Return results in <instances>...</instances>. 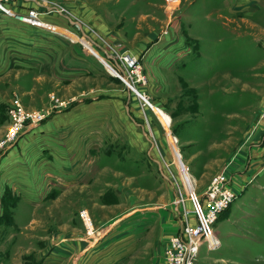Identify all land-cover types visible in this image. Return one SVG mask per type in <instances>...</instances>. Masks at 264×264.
I'll return each mask as SVG.
<instances>
[{
  "label": "rangeland",
  "instance_id": "rangeland-1",
  "mask_svg": "<svg viewBox=\"0 0 264 264\" xmlns=\"http://www.w3.org/2000/svg\"><path fill=\"white\" fill-rule=\"evenodd\" d=\"M11 4L20 13L35 8L60 28L0 13V166L36 129L39 170L56 172L57 201L42 211L79 220L87 234L79 215L87 209L96 236H121L119 251L138 241L129 263L154 264L151 241L162 246L163 257L182 229V213L192 208L189 188L202 194L225 173L235 197L213 226L218 240L202 244L197 264H264V0ZM50 34L102 59L135 54L147 78L141 90L148 104L101 60L102 77L55 81ZM16 100L43 118L10 140ZM65 113L72 121L63 120ZM21 150L13 162L31 160ZM74 171L81 177H70ZM8 182L0 176V242L15 228L19 196Z\"/></svg>",
  "mask_w": 264,
  "mask_h": 264
},
{
  "label": "crops",
  "instance_id": "crops-1",
  "mask_svg": "<svg viewBox=\"0 0 264 264\" xmlns=\"http://www.w3.org/2000/svg\"><path fill=\"white\" fill-rule=\"evenodd\" d=\"M44 23L60 31L57 24L47 21ZM49 36L47 44L49 50L54 51V62L50 65L55 69L53 71L55 81L68 80L69 84H73L78 77L82 79L83 76L94 77V79L102 77L103 66L102 61L99 60L103 59L100 55L96 53L94 57L91 51L70 41L71 38L68 40L56 34ZM34 52H36L35 49ZM77 60L80 61L73 68V62ZM62 118L68 121L73 119L68 113H65ZM35 133L36 129H32L24 134L17 146L12 148L1 161L0 176L9 180L8 188L11 187L13 193L19 197L12 208L14 231H10L12 234L3 237L0 242V264H132L129 263V259L133 256L134 244L138 241L129 240L124 250L119 251L118 243L124 241H121V236L109 235L101 240L96 235L85 234L81 230L79 220L75 222L68 216L57 219L54 218L53 210L42 211L45 210L43 208H49L57 201L56 197H52L56 194V172L39 170V141L34 138ZM19 147H22L24 156H32L31 160L12 161V157L19 152ZM68 158L71 163L77 161V157L72 155ZM7 164L13 167L3 172L2 166L7 167ZM77 175L81 177L82 174L75 171L70 173L72 178H78ZM2 193L0 189V195ZM49 217L52 218L49 219ZM150 239L152 237L147 236V240ZM151 243V249L156 251L154 264H160L163 258L162 246H156L154 241ZM136 257L132 259H137ZM146 259L147 255H144L143 260Z\"/></svg>",
  "mask_w": 264,
  "mask_h": 264
},
{
  "label": "built area",
  "instance_id": "built-area-1",
  "mask_svg": "<svg viewBox=\"0 0 264 264\" xmlns=\"http://www.w3.org/2000/svg\"><path fill=\"white\" fill-rule=\"evenodd\" d=\"M14 1L0 0V13L15 15L32 24H44V20L40 18L37 9L20 13L12 7L11 3ZM101 61L109 73L120 78L127 88L137 93L148 104L146 94L141 90V87L147 83V78L143 65L135 54L114 52L106 54L104 60ZM15 104L11 110L13 122L10 125V140L27 131L29 127L27 124L31 125L43 118V115L38 112L26 111L19 100H16ZM28 120L30 122H27ZM202 194H197L196 191L190 192L192 208L185 209L182 213V229L170 237L160 264H197L202 244L207 242L208 246L211 247L216 243L211 242L212 237L217 238L213 226L220 213L229 206L235 197L228 175L225 173L216 175ZM190 214L194 215L196 225L192 224ZM79 215L87 235H96L97 228L90 212L87 209H82Z\"/></svg>",
  "mask_w": 264,
  "mask_h": 264
},
{
  "label": "bare ground",
  "instance_id": "bare-ground-1",
  "mask_svg": "<svg viewBox=\"0 0 264 264\" xmlns=\"http://www.w3.org/2000/svg\"><path fill=\"white\" fill-rule=\"evenodd\" d=\"M16 15H17V14H16ZM19 16H21V14H19ZM94 52H95V51H94ZM96 53H97V52H96ZM103 60H104V58H103ZM190 186H191V185H190ZM194 189H195V188H192V190H190V188H189V190H188V191H189V192H193V191H194Z\"/></svg>",
  "mask_w": 264,
  "mask_h": 264
}]
</instances>
